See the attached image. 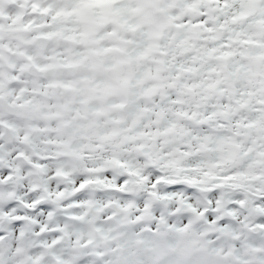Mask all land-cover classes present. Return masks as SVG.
Masks as SVG:
<instances>
[{"label":"clouds","instance_id":"9594fccd","mask_svg":"<svg viewBox=\"0 0 264 264\" xmlns=\"http://www.w3.org/2000/svg\"><path fill=\"white\" fill-rule=\"evenodd\" d=\"M0 264H264V0H0Z\"/></svg>","mask_w":264,"mask_h":264}]
</instances>
